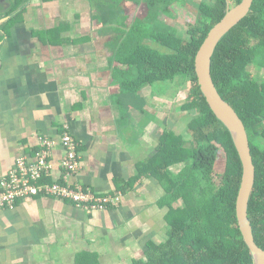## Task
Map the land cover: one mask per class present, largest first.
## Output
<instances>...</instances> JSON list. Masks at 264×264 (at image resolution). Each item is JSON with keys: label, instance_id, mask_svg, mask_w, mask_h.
I'll list each match as a JSON object with an SVG mask.
<instances>
[{"label": "crops", "instance_id": "1", "mask_svg": "<svg viewBox=\"0 0 264 264\" xmlns=\"http://www.w3.org/2000/svg\"><path fill=\"white\" fill-rule=\"evenodd\" d=\"M10 6L0 0V179L20 156L35 161L42 135L54 141L44 181L61 179L59 138L68 126L81 152L71 180L121 198L118 206L91 212L45 194L0 208V264L145 258L149 242L163 241L169 208L162 206V181L142 173L143 163L157 155L167 132L188 138L192 114L182 106L190 90L180 95L186 79L124 90L116 76L123 66L115 59L118 36L91 0H28L19 20L5 27L19 12L5 15Z\"/></svg>", "mask_w": 264, "mask_h": 264}, {"label": "trees", "instance_id": "2", "mask_svg": "<svg viewBox=\"0 0 264 264\" xmlns=\"http://www.w3.org/2000/svg\"><path fill=\"white\" fill-rule=\"evenodd\" d=\"M130 1L136 5L145 2L146 15L138 14L131 22L124 19L118 25L116 18L111 21L102 0H91L99 19L112 25L122 39L115 48V59L124 66L116 67L122 88L136 93L146 84L183 76L191 81V89L182 110L192 114L188 138L167 132L157 155L143 163L142 173L150 171L166 189L162 206L169 208L167 235L160 243L149 242L145 258L133 264H254L236 215L243 171L240 155L230 131L201 91L195 69L196 54L210 29L224 17L228 6L241 0L202 1L195 21L188 24V37L160 19V14H173V5L186 6L188 0ZM27 2L10 0L5 15L19 12L5 27L19 20ZM113 22L116 25L110 24ZM252 67L264 69V0H254L248 15L220 40L211 65L218 91L247 129L256 167L248 214L256 242L264 248V80ZM176 164H182L178 173L171 170ZM133 183L127 182L130 187Z\"/></svg>", "mask_w": 264, "mask_h": 264}, {"label": "built area", "instance_id": "3", "mask_svg": "<svg viewBox=\"0 0 264 264\" xmlns=\"http://www.w3.org/2000/svg\"><path fill=\"white\" fill-rule=\"evenodd\" d=\"M59 141L64 149L63 177L53 182L44 181L50 170L54 141L48 135H42L35 161L29 162L26 156H20L15 167L0 179V208H14L18 200L41 194L69 200L88 212L119 205L121 193H100L71 180L81 166L80 143L68 126L63 127Z\"/></svg>", "mask_w": 264, "mask_h": 264}, {"label": "water", "instance_id": "4", "mask_svg": "<svg viewBox=\"0 0 264 264\" xmlns=\"http://www.w3.org/2000/svg\"><path fill=\"white\" fill-rule=\"evenodd\" d=\"M253 1L241 0L234 7L228 6L224 17L210 29L201 44L195 57V69L201 91L212 111L230 131L240 155L243 171L236 201L238 225L253 255L254 264H264V248L256 242L248 214L249 200L255 184L256 175L249 136L242 118L235 108L222 97L214 83L211 73L212 57L218 43L248 15Z\"/></svg>", "mask_w": 264, "mask_h": 264}, {"label": "rangeland", "instance_id": "5", "mask_svg": "<svg viewBox=\"0 0 264 264\" xmlns=\"http://www.w3.org/2000/svg\"><path fill=\"white\" fill-rule=\"evenodd\" d=\"M102 1H103L102 3H104L106 10L109 11L111 21L112 20L115 21V18H116V23L118 25H121V23L123 22L124 19H125V22H129V19H132V17H134L135 15H138V14L142 15L144 13V11L148 10L147 6L144 5V2H141V4H139V5H135L130 0L129 1H127V0H102ZM115 1H117L118 3H116ZM202 1L209 2L210 0H188L186 6L175 4L171 7V10L173 12V16L168 17L166 15L161 14L160 18L164 19V21H166L170 25L176 26L179 29V35H181L182 37H188V35H187L188 24L193 23L195 21V19L197 17L196 15H197L198 6ZM91 4H93V2H91ZM107 4H109V5H107ZM118 8H120V9L118 10ZM126 9H128L127 12L125 11ZM128 12H129V14H128ZM123 13L124 14L127 13L130 16L126 17L124 15L125 16L124 17ZM117 14H118V17H117ZM119 20H121V21H119ZM110 24L116 25L115 22L110 23ZM115 32L112 35L113 36L115 35L117 37V34H115ZM119 39H120V41L122 40L118 34V40ZM150 44L152 46H155V47L161 49V46L156 45L155 42H150ZM252 70L255 72V74L258 76V78L260 80H264V69L255 70V68L252 67ZM177 79L183 80V79H185V77L179 76ZM177 79L173 83L176 84V82L178 81ZM163 82H165V81H163ZM184 86L185 87L183 88V90H185V91H183V92L180 91V95L183 98L187 97V95L189 93V90L191 87V81L189 79H186ZM220 164H222V163H220ZM181 166H182V164L180 165V167H177L175 170H177V172H179L181 170ZM180 203H181V205H184L183 202L180 201ZM165 231L166 230H163V233H162L164 235V237L162 239L163 241L165 240V237L167 235V233H166L167 231L166 232Z\"/></svg>", "mask_w": 264, "mask_h": 264}, {"label": "flooded vegetation", "instance_id": "6", "mask_svg": "<svg viewBox=\"0 0 264 264\" xmlns=\"http://www.w3.org/2000/svg\"><path fill=\"white\" fill-rule=\"evenodd\" d=\"M133 3V2H132ZM136 5V4H135ZM144 5H145V2H144ZM146 12L147 11H144V13L141 15V16H145L146 15ZM173 13V12H172ZM128 14H129V12H128ZM161 15V14H160ZM136 16V15H135ZM134 16V17H135ZM171 16H173V14L171 15ZM134 17H132V19H129V21L131 22L133 19H134ZM170 17V16H169ZM161 19V18H160ZM164 20V19H163Z\"/></svg>", "mask_w": 264, "mask_h": 264}]
</instances>
